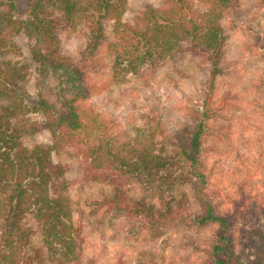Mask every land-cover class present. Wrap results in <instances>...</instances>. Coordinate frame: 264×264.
Returning a JSON list of instances; mask_svg holds the SVG:
<instances>
[{"label": "trees", "instance_id": "1", "mask_svg": "<svg viewBox=\"0 0 264 264\" xmlns=\"http://www.w3.org/2000/svg\"><path fill=\"white\" fill-rule=\"evenodd\" d=\"M202 1L208 5L204 10L191 0H163L126 20L130 0H29L25 18L17 16V0H0V264H82L84 239L69 194V166L56 158L64 153L81 163L83 181L112 186V194L104 199L109 211L152 238L181 226L215 224V264H264V230L251 233L255 252L249 255L255 256H247L248 262L235 251L230 215L219 214L205 192L202 160L205 137L212 129L209 121L217 114L216 84L226 73L229 35L224 21L245 22L252 31L248 23L256 18L251 10L263 8L264 0H248L250 7L243 0ZM109 25L117 62H126L127 72L187 55L200 60L207 79L204 110L191 108L192 116H198L196 124L184 122L163 140L157 138L158 129L151 128L122 144L95 131L102 127L80 103L95 93L93 75L101 67L98 55L109 39ZM78 27L85 31L88 47L74 58L63 51L62 34ZM20 36L28 39L36 64L32 106L25 97L30 68L15 59ZM44 131L51 136L49 144L37 140ZM172 139L177 141L173 152L168 149ZM135 180L144 183L150 196L132 193ZM187 184L204 207L199 215L191 212ZM30 215L36 229L26 224ZM38 233L43 245L34 244Z\"/></svg>", "mask_w": 264, "mask_h": 264}, {"label": "rangeland", "instance_id": "2", "mask_svg": "<svg viewBox=\"0 0 264 264\" xmlns=\"http://www.w3.org/2000/svg\"><path fill=\"white\" fill-rule=\"evenodd\" d=\"M162 1L130 0L131 9L125 19L133 18L147 4L159 6ZM191 1L201 10L208 6L202 0ZM17 2V16L25 18L29 0ZM243 2L250 7L246 5L248 0ZM251 11L256 18L248 23L253 24L252 31L245 22L236 25L231 18L224 21L229 35L226 73L216 84L213 107L217 114L209 121L212 129L205 137L202 155L205 192L219 214L230 215V238L235 251L245 258L255 256L249 255L255 252L250 248L251 233L264 230V7ZM108 34L98 55L101 67L93 75L95 93L80 103L82 111L96 118L102 127L95 131L106 140L122 144L143 131L149 133L151 128H157V138L163 140L184 122L196 124L198 116H192L191 108L204 110L207 79L200 60L187 55L149 65L140 72H127V63L117 62L112 25L108 26ZM16 41L20 55L15 59L30 68L25 97L32 106L36 103V64L31 59L28 39L20 36ZM87 47L88 38L80 27L62 34V48L67 55L80 58ZM31 117L40 120L39 114L32 113ZM37 140L49 144L51 136L44 131ZM171 142L173 145L177 141ZM172 145L168 149L173 152L177 147ZM56 158L69 166V194L84 239L82 264H215L211 257L215 224L201 228L181 226L152 238L104 206L105 197L112 194L110 184L87 183L82 180L78 160L66 153ZM132 184L134 195L150 196L142 181ZM185 191L191 212L201 214L204 207L195 198L194 188L187 184ZM26 224L37 227L32 215ZM3 230L4 216L0 211V234ZM33 240L36 245L44 244L39 233ZM50 264L62 263L50 260Z\"/></svg>", "mask_w": 264, "mask_h": 264}]
</instances>
